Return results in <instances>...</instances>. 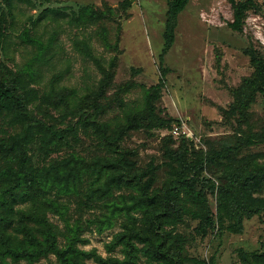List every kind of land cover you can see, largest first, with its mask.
I'll return each instance as SVG.
<instances>
[{
  "label": "rangeland",
  "instance_id": "1",
  "mask_svg": "<svg viewBox=\"0 0 264 264\" xmlns=\"http://www.w3.org/2000/svg\"><path fill=\"white\" fill-rule=\"evenodd\" d=\"M171 1L0 0V80H18L17 92L25 97L30 117L53 129H74L58 145H48L34 132L27 168L35 174L65 160L74 166L75 158L85 167L67 193L51 186L37 200L15 202L8 217L0 211V219L8 222L6 233L16 242L22 240L17 212L33 209L51 225L59 249L77 234L72 245L81 254L74 264H121L122 246L109 250L114 237L126 225L147 227L143 210L136 207L142 192L124 180L136 173L141 185L149 186L147 194L162 191L172 178L165 152L182 140L172 135L174 126H183L188 135L191 163L238 141L239 156L264 153V95L251 96L246 122L239 124L230 112L234 95L254 72L249 51L264 54V0H254L255 8L238 24L228 0H189L165 50ZM82 7L93 10L91 18L79 20ZM153 90L158 95L151 112L146 96ZM84 118L106 125L110 138L118 134L119 150L126 153L122 163L114 165L118 154L110 141L81 126ZM22 129L13 114L0 112V140ZM6 169L0 162V178ZM229 170L207 168L200 177L218 186ZM254 196L264 199V186ZM179 199L186 212L164 231L182 247L184 264H256L252 256L263 251L264 213L243 219L242 231L236 232L223 217L215 191L208 197L214 226L200 235L198 209L183 192ZM48 202L55 210L45 206ZM7 262L60 264L53 254ZM136 264H148L141 251Z\"/></svg>",
  "mask_w": 264,
  "mask_h": 264
},
{
  "label": "trees",
  "instance_id": "2",
  "mask_svg": "<svg viewBox=\"0 0 264 264\" xmlns=\"http://www.w3.org/2000/svg\"><path fill=\"white\" fill-rule=\"evenodd\" d=\"M188 1L172 0L168 5L164 33L165 50L172 44L177 17L185 9ZM228 1L232 4L237 24L248 10L255 8L254 0ZM8 2L10 3L11 0ZM92 11L90 7H82L79 20L91 18ZM52 12L55 13V11ZM27 40L35 43L30 39ZM248 56L254 72L249 78L244 79L230 107V112L238 115L239 124L246 122L249 118L248 110L253 95L257 93L264 95V54L249 51ZM17 83L16 78L0 80V112L13 114L23 127L19 134L6 141L0 140V162L7 164V169L1 173L3 179L0 178V211L6 215L5 217L12 214L15 202L37 200L41 197V193L50 189L51 186H56L60 192L67 193L72 182L80 177V170L85 169L83 166H78V158L75 157H71L75 158L76 165L74 166L72 161L65 160L59 166L44 168L35 174L27 168L26 153L34 132L40 135L48 145H58L72 134L74 129L72 127L53 129L30 117L25 97L17 92ZM157 95L158 92L153 90L152 94L146 96V107L151 112L152 103ZM82 120L83 128H90L99 135L102 141L111 142L108 146L115 154H118L114 165L118 166L122 163L126 153L119 150L120 137L118 134L117 137L110 138L106 135V125L97 121H89L88 124L86 118ZM134 122L133 120L131 126H134ZM181 139L177 149H169L165 152V157L170 162L172 178L162 191L147 194L149 186L141 185L142 176L136 173L129 180L126 178L124 180L125 184H131L133 188L138 186V190L142 192L136 207L143 210L147 227L138 228L126 225L123 232L114 237L109 250L122 246L125 260L121 264H136L139 251L148 264H184L182 247L175 239V245L171 243V235L164 231V226L174 220H179L186 212L179 199L181 192L199 211L200 221L196 232L200 235L206 234L214 226L208 197L215 191L219 194L221 211H224L223 217L233 222L236 232L242 231L243 219L264 213V199L254 196L264 186V153L239 156L242 146L238 141L233 146L210 150L203 158L191 163L186 159L190 142L185 136ZM260 158L263 159L262 163L258 161ZM176 165L178 168L175 167ZM216 166H227L230 169L220 179L222 182L218 186L211 179L200 177L204 170ZM187 171L190 172V176L186 174ZM101 174L102 170L99 171V177ZM111 182L115 183L116 180L112 179ZM45 206L55 210L54 203L48 202ZM5 217L0 219V264H11L7 260L12 263L33 262L49 254L56 256L60 264H74L73 259L81 254L72 245L77 239V234H74V240L66 249H59L56 245V233L37 210L32 209L29 213L17 212L19 226L16 231L22 236V240L18 242L11 234L6 233L8 222ZM138 245H141L142 249H139ZM252 258L256 264H264V246L262 253L253 255ZM242 260L246 263L244 255H242Z\"/></svg>",
  "mask_w": 264,
  "mask_h": 264
},
{
  "label": "built area",
  "instance_id": "3",
  "mask_svg": "<svg viewBox=\"0 0 264 264\" xmlns=\"http://www.w3.org/2000/svg\"><path fill=\"white\" fill-rule=\"evenodd\" d=\"M172 135L174 136H188L186 131L184 130L183 126H174L172 131H171Z\"/></svg>",
  "mask_w": 264,
  "mask_h": 264
}]
</instances>
